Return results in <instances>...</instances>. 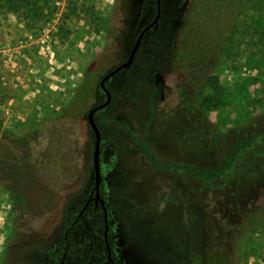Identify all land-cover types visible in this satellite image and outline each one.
Instances as JSON below:
<instances>
[{
	"label": "rangeland",
	"instance_id": "374dc122",
	"mask_svg": "<svg viewBox=\"0 0 264 264\" xmlns=\"http://www.w3.org/2000/svg\"><path fill=\"white\" fill-rule=\"evenodd\" d=\"M186 1L161 0L160 19L131 67L105 83L111 102L101 111L104 120L95 114L104 142V197L131 258L143 264H264V231L256 225L264 210V135L225 176L200 181L150 166L123 124L159 160L200 166L216 163L221 152L264 127V55H245L238 33L229 54L213 66L222 104L200 114L181 107L182 73L170 55ZM49 3L55 11L54 0ZM53 13L40 20L27 9L0 7V117L7 127L43 109H59L76 90L89 93L80 116V178L53 208L31 215L35 230L55 236L93 185L95 136L87 113L105 100L99 82L127 60L155 16L156 0H69L61 23L42 41ZM251 58L263 60L249 67ZM12 220L0 190V249Z\"/></svg>",
	"mask_w": 264,
	"mask_h": 264
},
{
	"label": "trees",
	"instance_id": "16d2710c",
	"mask_svg": "<svg viewBox=\"0 0 264 264\" xmlns=\"http://www.w3.org/2000/svg\"><path fill=\"white\" fill-rule=\"evenodd\" d=\"M49 1L0 0V7L15 12L27 9L45 20L54 12ZM76 9L72 7V12ZM101 22L98 18V28ZM263 24L264 0L185 2L170 55V60L182 73L179 91L182 108L192 107L200 114L222 104L223 88L213 74V66L216 67L223 55L229 54L236 42V33L241 38L239 45H243L245 55H264ZM256 35L259 41L253 39ZM261 60L248 59L247 66H259ZM188 85H192L191 90ZM86 90H76L59 109H43L29 121L12 122L6 127L0 117V190L13 214L39 216L43 210L55 206L62 191L78 182L83 165L80 116L89 98ZM96 116L104 120L101 111ZM123 124L150 166L200 181H215L225 176L242 152L264 135L262 127L221 152L216 163L200 166L159 160L136 132L125 122ZM256 225L264 231V210L260 211Z\"/></svg>",
	"mask_w": 264,
	"mask_h": 264
},
{
	"label": "flooded vegetation",
	"instance_id": "af4514ba",
	"mask_svg": "<svg viewBox=\"0 0 264 264\" xmlns=\"http://www.w3.org/2000/svg\"><path fill=\"white\" fill-rule=\"evenodd\" d=\"M155 26L145 32L142 41ZM103 145L102 139L101 159ZM104 194L103 177L99 195L96 196L92 185L79 211L65 218L55 236L35 230L31 215L13 214L14 220L0 249V264H143L131 258ZM34 240L44 244L37 245Z\"/></svg>",
	"mask_w": 264,
	"mask_h": 264
},
{
	"label": "water",
	"instance_id": "95a60500",
	"mask_svg": "<svg viewBox=\"0 0 264 264\" xmlns=\"http://www.w3.org/2000/svg\"><path fill=\"white\" fill-rule=\"evenodd\" d=\"M156 2H157V14H156V16L139 33L131 51L127 57V60L125 62H123L122 64L116 66L109 73H107L105 76H103L102 79L100 80L99 88L101 91L106 93V99L102 103H100L99 105L92 107L87 113V123H88L89 127L91 128V130L93 131V134L95 136V145H94V152H93V179H94L93 188L95 190L96 196L99 195L100 186L102 184L103 177H102V171H101L102 136H101L99 128L96 124L95 114L98 111L105 109L110 104L111 93L105 85L106 81L108 79H110L112 76H114L120 70L128 69L132 65L136 51H137V49H138V47L142 41V38H143L145 32L148 29L153 28L155 26V24L158 22L160 14H161V7H160V0H157Z\"/></svg>",
	"mask_w": 264,
	"mask_h": 264
},
{
	"label": "built area",
	"instance_id": "2783aa9c",
	"mask_svg": "<svg viewBox=\"0 0 264 264\" xmlns=\"http://www.w3.org/2000/svg\"><path fill=\"white\" fill-rule=\"evenodd\" d=\"M68 2L69 0H54L55 11L53 13V17L47 23L44 31L45 33L41 37L42 41L44 38L49 37L50 29L57 27L61 23L63 15L67 12ZM0 51L3 53L4 49H1L0 47Z\"/></svg>",
	"mask_w": 264,
	"mask_h": 264
}]
</instances>
